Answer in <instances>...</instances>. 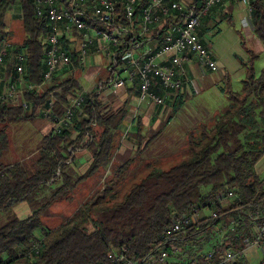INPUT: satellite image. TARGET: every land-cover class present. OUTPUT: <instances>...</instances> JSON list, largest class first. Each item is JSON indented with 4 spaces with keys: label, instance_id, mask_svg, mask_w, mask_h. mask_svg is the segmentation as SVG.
I'll list each match as a JSON object with an SVG mask.
<instances>
[{
    "label": "trees",
    "instance_id": "obj_1",
    "mask_svg": "<svg viewBox=\"0 0 264 264\" xmlns=\"http://www.w3.org/2000/svg\"><path fill=\"white\" fill-rule=\"evenodd\" d=\"M17 1L26 37L22 46L12 47L4 60L6 79L15 75L16 66L22 64L23 89H34L26 90L23 103H0V125L40 117L54 127L70 100L84 91L74 75L60 76L71 68L76 71L85 66H80L76 54L71 53V65L47 82V91H39L37 87L45 83L46 39L51 27L44 15H38L37 0H0V49L7 34L5 15ZM59 1L69 9L71 0ZM251 8L255 35L264 44V0H253ZM224 19L232 24L231 16ZM62 44L70 51L65 37ZM248 51L250 59L244 63L246 78L242 90H224L230 103L216 117L214 125L202 124L188 134V153L172 169L163 170L152 163L141 166L149 173L124 195L120 188L134 161L130 159L117 166L115 161L120 134L129 115V99L122 107L110 109L101 95H86L69 126L60 132L53 129L46 135L30 164L3 162L11 141L1 130L0 214L5 213L7 221L0 227V264H117L109 255L123 248L127 249V257L139 264L157 260L163 252L168 254L165 264H202L210 253L203 250L216 227L229 236L236 234V226L245 217L262 219L264 174L258 171V164L264 159V70L256 74L254 62L259 56ZM19 55L24 56L22 61ZM1 81L0 77L2 88ZM129 93H138L136 84ZM177 102L175 111L183 105ZM134 123L137 129L133 136L141 153L161 135V130L145 143L142 120L135 119ZM80 151L91 156L83 174L76 170L74 161ZM93 178L98 181L91 195L61 225L45 230L43 217L48 216L51 206L67 200L80 184ZM230 192L233 197L220 198ZM20 202H27L32 210L27 219H20L12 211L13 205ZM205 209L210 215H204ZM183 217L191 219L190 225L167 237L173 222ZM227 240H231L232 251L240 249L237 235ZM227 250L230 249H213L215 255L210 262L217 264L221 257L217 252Z\"/></svg>",
    "mask_w": 264,
    "mask_h": 264
},
{
    "label": "built area",
    "instance_id": "obj_2",
    "mask_svg": "<svg viewBox=\"0 0 264 264\" xmlns=\"http://www.w3.org/2000/svg\"><path fill=\"white\" fill-rule=\"evenodd\" d=\"M144 1L71 0L69 5H74V12H67V7L59 0H37L38 15H44L51 27L46 39L44 84L71 65V53L76 54L80 66H86L91 56L104 57L108 61L107 75L99 76L87 91L70 100L64 116L54 126L56 132L69 126L75 112L82 108L86 95H102L106 90L116 93L136 84L139 105L165 106L167 96L178 93L188 83L186 65L191 61L196 60L210 71L219 69L212 50L200 37L199 28L212 10L230 0ZM252 1L241 0L248 6L249 22ZM161 11H169V18H161ZM63 37L72 45L73 48L69 46L70 51L63 46ZM10 49V44L0 49V77L6 70L4 60L9 56ZM23 58V55L18 56L19 61ZM15 71V75L0 87V103H23L26 90L34 89L30 86L23 89L25 77L22 64H18ZM37 89L41 91V86ZM53 101L50 106H53ZM24 106L28 108L26 104ZM233 196L230 192L227 197L222 195L220 198ZM259 221V234L252 243L258 246L264 242V217ZM190 222L188 217L174 221L172 228L166 232L167 237L183 231ZM217 253L221 254L217 264H232L238 257L234 251ZM126 254L127 249L123 248L111 253L109 259L117 264H139ZM214 255L215 252L208 253L202 264H212L210 261ZM167 259L168 254L163 252L159 259L146 260L145 264H165Z\"/></svg>",
    "mask_w": 264,
    "mask_h": 264
},
{
    "label": "rangeland",
    "instance_id": "obj_3",
    "mask_svg": "<svg viewBox=\"0 0 264 264\" xmlns=\"http://www.w3.org/2000/svg\"><path fill=\"white\" fill-rule=\"evenodd\" d=\"M6 17L7 19L10 18V30L5 36L3 45L12 44L16 46L21 44L25 39V31L21 12L19 11L16 14L7 13ZM222 28L225 29L226 25L223 24ZM219 39L220 38L216 36L211 42L210 46L214 54H220L222 50ZM251 42L252 41L247 39L246 47L250 50L252 49V51H254L259 56L254 62V69L256 74L260 75L264 70V44L261 41H258L257 44H252ZM243 51V55L240 53L238 54L239 58L234 57L232 54H227L226 56H222V60L226 63L227 67H231L232 64L241 63V61H243L245 58H248V53L246 50ZM102 61L103 62L100 64V71L95 69L94 71L90 72V69L92 70V67H94L92 64L89 65V72H87V63L84 69L81 68L73 71V68H71L64 72L60 77L65 78L69 75H74L83 85V87L88 89V82L91 81V79H93L98 73H100L102 77L107 75L105 58H103ZM202 69L204 71H201L203 73V80L200 81L201 87H207L210 82L214 80L220 87L223 89L226 88L224 71L219 70L215 72H208L206 68L202 67ZM244 78L245 71L243 74H241V76L234 75L231 81V89L233 91L240 92L242 90V80ZM106 91L100 96V98L106 102L108 105L107 108L110 107V109H118L122 107L127 101H125L127 96L126 94L122 96L114 94V96L110 95L108 97L106 96ZM219 92L220 93L216 91L220 97L217 98L214 93H211L210 95L213 96L210 97L209 102H205V96L203 95L204 91H202V94H199L196 98L189 102L192 104V106H185L175 114H173V112L164 113V116L157 120V124H154V119L156 117L154 119L146 118L145 123H143V133L145 135L144 142L146 143L148 140H150L159 130H161V135L152 142L146 151L141 150V153L138 152L140 151V147H138L137 139L133 136L132 132L135 130L131 129L130 123L134 120V118L137 117L135 113L139 108H142V105L137 103L136 112L133 107L131 108V112L125 121L126 125L120 134V146L118 144L119 140H117L119 150L116 155V166L121 165L122 162L130 159H133L134 161L133 169L127 175L128 177H126L124 184L121 185V195L127 193L131 187L140 183L147 176L149 171L146 168H142L141 166L152 163L154 167H159L163 170H170L175 167L184 157H186L188 153V134L195 129H199L202 124L213 126L216 117L223 113L228 107L230 102L227 93H225V91ZM112 93L113 92L110 91L109 94ZM132 96V100H134L135 96ZM206 110L208 112H206ZM149 125H151L150 128ZM53 129V124L49 120L40 117L35 118L33 121H21L18 123L0 125V131L5 130L11 141L10 149L7 153H5L2 159L3 162L5 164H12L14 162L27 161L26 163L30 164L29 162H31V160L36 159L35 154L41 147L44 137L51 133ZM86 167L87 166H84L81 171L77 169L79 174L84 173ZM103 173L108 175L107 170H104ZM97 181L98 180L96 178L89 179L73 190L67 200L65 199L58 201L52 205L48 216L43 217L44 229L52 230L57 228L65 221L67 217L71 216L79 208L81 203H83L84 200L91 195L97 185ZM203 190L205 192L208 191L206 188ZM21 203L22 202L17 203L12 207V211L16 216V212L18 211ZM203 213L205 216L210 215V211L206 209L203 210ZM6 221L7 215L5 213L0 214V227Z\"/></svg>",
    "mask_w": 264,
    "mask_h": 264
},
{
    "label": "crops",
    "instance_id": "obj_4",
    "mask_svg": "<svg viewBox=\"0 0 264 264\" xmlns=\"http://www.w3.org/2000/svg\"><path fill=\"white\" fill-rule=\"evenodd\" d=\"M19 6V7H18ZM18 7V9H17ZM21 12V7L20 4L17 3L14 5H11L7 11V13H13L16 14L17 12ZM6 13V15H7ZM5 15V20H4V24H5V33H9L10 30V22L9 19H7ZM224 16H231L232 17V24H230L228 22L227 19H224ZM209 19H207V17L203 20L201 27L199 28V34L200 37L208 44L209 48L211 49V42L213 40L214 37L218 36V38H220V46L222 48L220 54L217 53H213L215 59L217 60L218 63V67L219 69L217 71H224V80L226 81V88H230L231 87V81L234 77V75H238L241 76V74L244 73L245 71V78H246V68L244 66V63H246L249 59H250V54L248 51V48L246 47V40H250L252 41V44H257L258 41H260L258 39V37L255 35L254 32V28L253 25L251 23V21H247L249 20V11H248V6H246L245 4H243L241 2V0H230L229 2H227L226 4H224L223 6L214 9L210 15L208 16ZM223 24L226 25V28L223 29L222 26ZM26 37V36H25ZM25 40V39H24ZM23 42L19 45H11L12 47H20L22 46ZM72 47V45H70ZM73 48V47H72ZM13 49V48H12ZM246 50V52L248 53V58H245L243 61H241V63L238 64H232L231 67H227L226 63L223 62L222 60V56H226L227 54H232L234 57H238L239 58V53L240 54H244V51ZM252 50V49H251ZM104 57H96V56H91L89 58V62L87 65V72H89V65H94V67H92L91 71H94L95 69L97 71H100V64L103 62L102 59ZM106 61V65H107V60L105 58ZM203 69L202 67L198 64V62L196 60L191 61V63L186 65V74H185V78L188 81V83L183 87V89L181 91H179L178 93H173L171 95H168L166 98V104L165 107L164 106H153L150 104H142V108H139L136 112V106L138 103V93H134L131 94L129 93L131 86L128 85L127 87H125L124 89L119 90L116 93H112L109 94L110 91H106L107 94L106 96H114V94L116 95H127L126 96V100L129 99L130 103L128 106L129 109V113L131 112V108L133 107L135 110V115L137 116L135 119H140L142 120V123H145V119L149 118V119H154L155 117V123L157 124V120L162 118L164 116V113H169V112H175L177 113L181 108L185 107V106H192V104H190L189 102L191 100H193L194 98H196L199 94H202V91H204L203 95L205 96V102H209L210 97L213 95H210L211 93H214L215 96L218 98L220 97L219 94L216 93V91L218 93H220L219 91H224L225 89H223L222 87H220L216 81H211L210 84L207 87H201L200 85V81H202L203 79V73L201 72ZM63 70H61L60 72H58V74H61ZM204 71V70H203ZM208 72H215V71H210L207 70ZM206 72V71H205ZM100 73H98L93 79H91V81H89L88 85L89 87L92 85V83L101 75H99ZM3 75V76H2ZM1 75L2 81L4 83V85L8 82L6 79V73L5 70L3 71ZM244 78V79H245ZM243 79V80H244ZM242 80V81H243ZM81 84V83H80ZM81 86L83 87V85L81 84ZM218 89V90H217ZM41 90L43 91H47L48 90V85L47 84H43L41 86ZM84 91H87L86 88L83 87ZM132 95L135 96V99L132 100ZM23 100V97H22ZM176 100L181 101L183 103L182 107L178 110H174V105L177 102ZM177 102V103H178ZM226 110V109H225ZM206 112H208L206 110ZM218 112V111H217ZM174 113V114H175ZM169 118V117H168ZM166 118V119H168ZM133 120V121H134ZM167 121V120H166ZM131 129L136 131V124H132V122L130 123ZM151 127V125H149V128ZM131 130V131H132ZM133 131V132H135ZM144 131V130H143ZM132 132V133H133ZM87 151H80L77 153L76 158H75V167L76 170H82L84 166H87L85 168V171L87 170L88 166H89V160H90V154ZM84 171V172H85ZM258 171L262 174H264V159L263 162L258 164ZM83 174V173H82ZM27 202H22L20 204V207L18 208V211L16 212L17 216L20 219H27L28 217H30L32 215V210L29 207L28 204H26ZM251 215L245 217L240 224L238 223V225L236 226V234H232L228 236V234L223 233L222 232V228L220 227H216L213 237L212 239L206 244L203 253L206 252H211L213 251V249L216 248H229L230 250L227 251H232L234 250L233 247H231L230 242L231 240H227L230 239L232 237V235H237L239 237V245L238 246L240 249L236 252L238 254V257L235 259V261L232 264H264V242L263 244L258 245H253L252 243L254 242V240L257 238V235L259 234V226H260V222L258 220H260L259 217L255 218V221L253 218H250ZM226 234V235H225ZM222 252V251H219ZM235 253V252H234Z\"/></svg>",
    "mask_w": 264,
    "mask_h": 264
},
{
    "label": "bare ground",
    "instance_id": "obj_5",
    "mask_svg": "<svg viewBox=\"0 0 264 264\" xmlns=\"http://www.w3.org/2000/svg\"><path fill=\"white\" fill-rule=\"evenodd\" d=\"M67 12H74V5H70L69 9L67 8ZM161 18H169V11H161Z\"/></svg>",
    "mask_w": 264,
    "mask_h": 264
}]
</instances>
